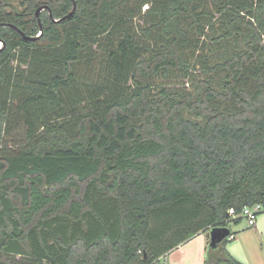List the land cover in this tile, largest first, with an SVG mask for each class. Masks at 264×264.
Instances as JSON below:
<instances>
[{
    "label": "trees",
    "instance_id": "16d2710c",
    "mask_svg": "<svg viewBox=\"0 0 264 264\" xmlns=\"http://www.w3.org/2000/svg\"><path fill=\"white\" fill-rule=\"evenodd\" d=\"M21 4L0 2V264H158L264 208V0ZM225 241L203 264H242Z\"/></svg>",
    "mask_w": 264,
    "mask_h": 264
},
{
    "label": "crops",
    "instance_id": "0c3cea01",
    "mask_svg": "<svg viewBox=\"0 0 264 264\" xmlns=\"http://www.w3.org/2000/svg\"><path fill=\"white\" fill-rule=\"evenodd\" d=\"M263 227L264 223L261 222V220L255 222V226L253 227L254 234L259 237L262 236L264 234ZM242 230L245 229H237L234 232L230 230V235L222 247L226 253L238 262L242 264H251V248L245 244L244 238L241 236V233H239ZM207 247L208 233H200L168 253L165 257L160 259L158 264H203Z\"/></svg>",
    "mask_w": 264,
    "mask_h": 264
},
{
    "label": "rangeland",
    "instance_id": "374dc122",
    "mask_svg": "<svg viewBox=\"0 0 264 264\" xmlns=\"http://www.w3.org/2000/svg\"><path fill=\"white\" fill-rule=\"evenodd\" d=\"M24 0H0L3 4L6 6L5 11H13L20 13L23 10L24 5L21 3ZM40 3L46 2V0H38ZM41 12V11H40ZM1 46V45H0ZM27 62V61H26ZM23 62L22 59H16L12 61L9 65L10 70H12V75H20L22 74L23 76H32L35 72H37V69L29 66V63ZM11 80H15L14 77H12ZM4 96L3 89H0V97ZM16 100H11L10 105L11 106H16L17 105ZM24 140V127L22 124H19L18 127L11 133V135L8 138L3 139V143L10 144L12 143L15 145L16 143L23 142ZM261 220V222L264 223V212L258 214L256 216V221ZM229 229L231 231H235L237 229L244 228L245 230H242L241 236L244 238L243 240L245 241V244L251 248V264H264V234L262 236H258L254 234L253 228H246V222L242 220L240 224L234 225V224H229L228 225ZM264 231V227H263ZM264 233V232H263ZM21 264H30V262L26 259L23 258H16ZM160 262V261H159Z\"/></svg>",
    "mask_w": 264,
    "mask_h": 264
},
{
    "label": "water",
    "instance_id": "95a60500",
    "mask_svg": "<svg viewBox=\"0 0 264 264\" xmlns=\"http://www.w3.org/2000/svg\"><path fill=\"white\" fill-rule=\"evenodd\" d=\"M47 9L46 6H42L39 7L36 10V16H38V14L40 13V11ZM72 11L69 12V14L64 17L67 18L71 15ZM50 14V13H49ZM60 20L56 21L59 22ZM13 29H16L14 26H11ZM21 35H23V33L19 32ZM40 34H37L36 37H27V40H35L36 38L39 37ZM2 45V43H1ZM230 235V230L228 228H212L209 232H208V248L215 250L219 244H221L224 240H226Z\"/></svg>",
    "mask_w": 264,
    "mask_h": 264
},
{
    "label": "built area",
    "instance_id": "2783aa9c",
    "mask_svg": "<svg viewBox=\"0 0 264 264\" xmlns=\"http://www.w3.org/2000/svg\"><path fill=\"white\" fill-rule=\"evenodd\" d=\"M262 212H264V208L260 204H254L242 207L239 213L230 209L228 210V215L232 218H241V220L246 222L247 228H253L255 226L256 216Z\"/></svg>",
    "mask_w": 264,
    "mask_h": 264
},
{
    "label": "flooded vegetation",
    "instance_id": "af4514ba",
    "mask_svg": "<svg viewBox=\"0 0 264 264\" xmlns=\"http://www.w3.org/2000/svg\"><path fill=\"white\" fill-rule=\"evenodd\" d=\"M42 6H44V5H41L40 7H42ZM45 11H47V9H44V10H42L41 12H45ZM41 12H40V13H41ZM40 13H39V14H40ZM48 15L50 16L49 13H48ZM0 45H1V43H0Z\"/></svg>",
    "mask_w": 264,
    "mask_h": 264
}]
</instances>
